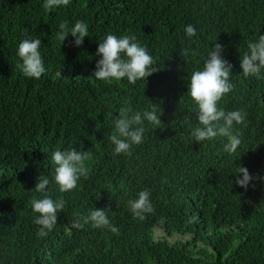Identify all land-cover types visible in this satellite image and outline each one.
<instances>
[{"label":"trees","instance_id":"16d2710c","mask_svg":"<svg viewBox=\"0 0 264 264\" xmlns=\"http://www.w3.org/2000/svg\"><path fill=\"white\" fill-rule=\"evenodd\" d=\"M43 0H0V264H264V79L245 77L240 58L264 35V0H71L45 10ZM87 23L80 47L59 25ZM197 35L189 39L185 27ZM131 34L162 69L135 85L92 77L98 42ZM42 40L46 72L27 78L17 48L25 36ZM219 42L233 65L232 91L218 107L242 110L234 128L242 145L225 153L221 139L193 143L197 108L185 84ZM199 55L193 57L192 52ZM154 101L162 123L148 127L130 155L108 140L112 114L143 111ZM114 116L118 113H114ZM89 151L87 179L60 192L51 152ZM238 166L257 177L245 191ZM63 199L54 229L37 235L31 200L39 176ZM148 190L154 212L134 217L127 201ZM110 207L118 234L83 223L92 208ZM82 227H73L76 222ZM167 236L155 237V228ZM178 234L187 239L170 241Z\"/></svg>","mask_w":264,"mask_h":264},{"label":"clouds","instance_id":"9594fccd","mask_svg":"<svg viewBox=\"0 0 264 264\" xmlns=\"http://www.w3.org/2000/svg\"><path fill=\"white\" fill-rule=\"evenodd\" d=\"M71 0H43L42 7L45 10H55L61 6H67ZM57 39L63 44L71 35L74 45H83L89 36V27L83 21H77L74 26L68 28L65 24L59 25ZM186 36L191 39L197 35V29L193 25H187L184 29ZM42 40L31 36H25L17 48V56L22 63L20 68L27 78L40 79L46 72L44 59L41 54ZM248 51L240 58V69L245 77L264 79V35L259 36L254 42L247 45ZM226 46L215 42L211 50L202 57L203 67L192 71L185 84L187 95L195 104L197 111L195 126L190 127L189 135L193 143L202 144L214 139H221L225 153L234 154L242 145L239 135L234 134V128L241 125L246 114L242 110L225 111L218 107V102L229 94L233 85L231 76L234 65L227 60L223 53ZM199 55L198 51L192 52V56ZM95 56L99 57L95 64L92 77L103 81L127 80L135 85L138 81L147 80L153 73L162 69L153 67L155 61L148 48L137 41L135 35L126 34L117 36L108 34L102 42H98ZM152 101V100H151ZM161 109L154 101L152 105L143 111H135L131 108L121 110L118 115L112 114L114 128L108 140L114 146L115 155H130L134 146L144 142L145 132L148 127L158 128L162 123ZM91 159V153L87 150L76 148L57 149L50 154V161L54 166L53 177L60 192H69L78 187L81 178L87 179L89 169L86 162ZM235 184L245 191L253 184L257 177L249 172L245 166H238V174H235ZM50 180L39 174L35 185V191L42 194V198L31 200L33 222L38 226L37 235L46 237L56 226L58 214L64 209L63 199H53L49 195L48 186ZM148 190L140 191L136 198L129 199L127 204L134 217L144 220L147 214L154 212ZM110 207L92 208L86 217H82L83 223H91L93 227L108 229L118 234L109 219ZM78 221L73 227H82Z\"/></svg>","mask_w":264,"mask_h":264},{"label":"rangeland","instance_id":"374dc122","mask_svg":"<svg viewBox=\"0 0 264 264\" xmlns=\"http://www.w3.org/2000/svg\"><path fill=\"white\" fill-rule=\"evenodd\" d=\"M168 234L166 233V231L164 230V228L157 226L155 228V237L156 238H163L164 236H167ZM176 239H187V236H181L178 234H174L172 236H170L169 240L170 241H175Z\"/></svg>","mask_w":264,"mask_h":264}]
</instances>
